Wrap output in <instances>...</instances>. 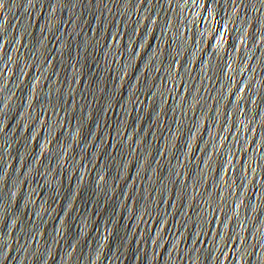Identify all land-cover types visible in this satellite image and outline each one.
Returning <instances> with one entry per match:
<instances>
[{
  "label": "water",
  "instance_id": "95a60500",
  "mask_svg": "<svg viewBox=\"0 0 264 264\" xmlns=\"http://www.w3.org/2000/svg\"><path fill=\"white\" fill-rule=\"evenodd\" d=\"M0 264H264V0H0Z\"/></svg>",
  "mask_w": 264,
  "mask_h": 264
}]
</instances>
